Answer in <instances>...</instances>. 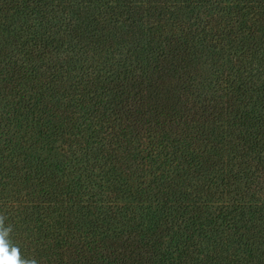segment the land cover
Segmentation results:
<instances>
[{
  "label": "trees",
  "instance_id": "16d2710c",
  "mask_svg": "<svg viewBox=\"0 0 264 264\" xmlns=\"http://www.w3.org/2000/svg\"><path fill=\"white\" fill-rule=\"evenodd\" d=\"M0 217L36 264H264V0H0Z\"/></svg>",
  "mask_w": 264,
  "mask_h": 264
},
{
  "label": "clouds",
  "instance_id": "9594fccd",
  "mask_svg": "<svg viewBox=\"0 0 264 264\" xmlns=\"http://www.w3.org/2000/svg\"><path fill=\"white\" fill-rule=\"evenodd\" d=\"M9 231L10 228L3 226V218L0 217V264H36L35 260H21L17 248L13 247L9 251V245L6 240Z\"/></svg>",
  "mask_w": 264,
  "mask_h": 264
}]
</instances>
